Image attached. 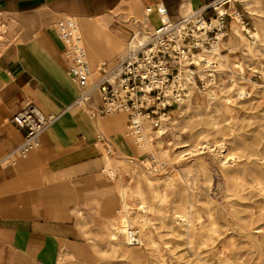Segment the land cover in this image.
<instances>
[{"label":"rangeland","instance_id":"1","mask_svg":"<svg viewBox=\"0 0 264 264\" xmlns=\"http://www.w3.org/2000/svg\"><path fill=\"white\" fill-rule=\"evenodd\" d=\"M156 1L173 19L184 16L185 0ZM234 10L244 24L230 18L218 49L199 53L211 60L197 58L184 101L166 111L165 132L147 123L149 147L109 153L116 178L104 165L103 175L116 189L84 213L83 249L62 253L60 264H264V0H239ZM102 63L92 65L94 77ZM117 115L135 134L126 114L106 117ZM112 223L139 232L133 254L112 242Z\"/></svg>","mask_w":264,"mask_h":264},{"label":"crops","instance_id":"2","mask_svg":"<svg viewBox=\"0 0 264 264\" xmlns=\"http://www.w3.org/2000/svg\"><path fill=\"white\" fill-rule=\"evenodd\" d=\"M204 1L185 0L180 15ZM158 3L0 0L9 41L0 55V157L24 138V130L12 121L22 107L34 103L46 114L59 115L38 149L0 168V264H60L62 253L83 249L84 213L116 189L103 175L107 158L112 163L113 158L103 154L106 146L97 137L103 135L126 157L114 127L127 120L122 115L93 117L90 111L98 101L86 109H68L78 88L69 74L74 62L66 36L78 34L91 66L109 62L125 50L134 28L146 29L145 9ZM152 18L157 25V14Z\"/></svg>","mask_w":264,"mask_h":264},{"label":"built area","instance_id":"3","mask_svg":"<svg viewBox=\"0 0 264 264\" xmlns=\"http://www.w3.org/2000/svg\"><path fill=\"white\" fill-rule=\"evenodd\" d=\"M238 1L205 0L197 9L178 19L171 17L164 3L148 6L143 18V23L148 24L146 30L134 31L124 54L112 62L100 64L98 77H94L95 70L78 34L66 36L71 40L74 62L69 74L78 88V95L68 109H86L98 101L91 114L93 117L124 113L135 133L143 130L147 123L153 129L163 128L168 108L184 101L187 84L192 82L200 65L199 53L218 49L230 18L244 24L240 11L229 12ZM154 13L159 23L152 26ZM6 34V24L0 19V55L9 45ZM58 117L46 114L34 103L22 107L12 121L24 130V138L12 151L0 157V168H7L15 158L26 157L38 149L42 135ZM97 138L108 148V153H115V148L106 144L103 135Z\"/></svg>","mask_w":264,"mask_h":264},{"label":"bare ground","instance_id":"4","mask_svg":"<svg viewBox=\"0 0 264 264\" xmlns=\"http://www.w3.org/2000/svg\"><path fill=\"white\" fill-rule=\"evenodd\" d=\"M240 1L245 2L246 0H240ZM156 21H157V18H151L150 24L153 26V25H155ZM235 22L233 23L234 24L233 25V32L238 37H241L244 40L245 37L241 32L242 27L240 25L236 24ZM146 26H148V24H146ZM136 32L139 33L140 30L136 31ZM257 33H259V32H257ZM231 41H233V40H231ZM199 57H200V60H206L207 62H209L211 60V58L204 56L203 54H199ZM242 87H244V86H242ZM124 123H126V122H124ZM107 128H109V127H107ZM114 128H115L116 132L119 134V135H116L115 141L117 143H119L120 147L122 148V151H126V153L128 151H131V150L132 151H135V150L136 151H142L145 147V146H143L144 143L148 144V147L150 146L149 142L151 140V137H148L147 134L145 132H143L144 130L136 131V133L134 134L133 132H131L128 129V127H127V129H125L124 125H118V126H115ZM165 128L166 127L164 126L163 128L157 130L156 133L159 136H161L165 132ZM146 164H147V168H152V170H150L151 172H154L158 169V167L154 166L153 164H149V162H147V161H146ZM104 172H108V176L110 178H116V171L112 168L111 160L109 158H107V160H106ZM140 213L143 214V213H145V211L141 210ZM125 215L128 216L129 219H132L128 212L125 213ZM182 217L184 218L185 216L182 215L181 218ZM185 220L187 221L188 218L184 219V221ZM110 226L114 227V229H115L114 232L111 233V240H112V242H114V244L124 245L125 248H127V250L129 252H131L132 254L135 252V249H136L135 247H140L142 240L140 239L139 232L134 227L129 226V225L120 226V225H117L115 223L110 224ZM143 233H144V231H143ZM119 236H121L123 239H119ZM135 241H136V244H135ZM196 255L198 256L197 253H196Z\"/></svg>","mask_w":264,"mask_h":264}]
</instances>
